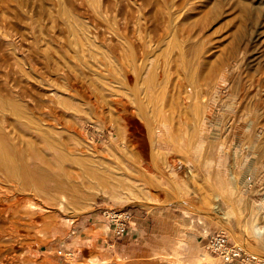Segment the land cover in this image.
<instances>
[{
    "label": "rangeland",
    "instance_id": "374dc122",
    "mask_svg": "<svg viewBox=\"0 0 264 264\" xmlns=\"http://www.w3.org/2000/svg\"><path fill=\"white\" fill-rule=\"evenodd\" d=\"M202 1L193 4L190 11L200 4V8L206 9L208 2ZM64 4L72 8L76 17L82 18L85 8L80 0H0V99L20 102L36 120L50 127L56 141L49 144L44 137L37 136V149L50 158L61 157L71 176L79 180L77 175L84 170L105 173L123 186L145 188L150 199L147 205H140L117 199L112 193L99 192L86 203L79 202L78 197L73 208L64 211L29 195L27 198L40 208L33 209V213L16 212L0 218V264L109 263L92 252L100 248L96 243L101 238L98 235L107 231L106 219L101 214L103 208L124 211L137 208L149 214L159 213L162 218H174L177 233L169 243L163 264H216L205 244L206 235L216 229L223 230L235 244L236 238L239 239V245L258 251L264 258V155L261 151L264 148V85L258 83L255 88L251 87L249 95L237 105L229 98V94L235 93L230 87H223L224 96L219 102H211L205 123H218V126L205 139L213 144L209 152L213 156L219 141L227 148L221 152L219 164H202L200 157L204 153L179 145L176 134L171 136L163 128L161 116L149 104L146 108L151 115L146 117L138 115L131 102L125 104L128 114L116 107L110 92L113 41L107 31L108 24L88 14L92 33L87 39L77 37L63 19ZM234 13L227 9L217 24H221L224 32L237 23V12ZM211 25V20H207L204 31L211 34ZM234 29L235 26L231 27L229 32ZM80 37L82 43L76 39ZM251 58L254 60L247 70L252 76H259L264 84V47ZM258 63L262 64L261 71L256 68ZM2 121L0 111L1 127L10 138L14 137L15 129L13 132ZM142 121L150 123L149 126L142 125ZM151 126H155L156 135ZM155 136L157 143H153ZM85 183L90 184L88 180ZM179 192L182 204L171 203V197L175 198ZM195 206L204 207L207 213L195 211ZM213 217L218 221H211ZM86 226L89 227L85 229ZM82 229L86 231L84 241L79 240ZM64 248L74 251L72 261H64L57 252ZM86 249L92 251L86 253Z\"/></svg>",
    "mask_w": 264,
    "mask_h": 264
},
{
    "label": "bare ground",
    "instance_id": "6f19581e",
    "mask_svg": "<svg viewBox=\"0 0 264 264\" xmlns=\"http://www.w3.org/2000/svg\"><path fill=\"white\" fill-rule=\"evenodd\" d=\"M197 1L203 2L202 0H80L85 8L82 18L76 17L68 4H64L62 15L68 27H71L70 32L85 39L92 33V25L87 21L88 14L92 16L91 18L108 24L107 31L113 41L111 47L113 79L110 92L116 107L119 106L125 114L128 110L125 104L131 102L136 113L145 116L149 113L146 108L149 104L151 109L152 107L156 109L161 116L162 122H159L163 128L170 135L176 134L179 145L185 146V149L190 151L203 152L200 161L202 164L211 165V163H220V154L226 152L225 148H227L219 141L214 147L213 156L209 152L213 144L205 139H208L218 126V123L216 125L205 123L211 102H219L224 96L223 87H230L235 93L229 94V98L237 105L241 102V98L249 95L251 87L258 83L264 85L259 76L255 75L256 79L247 70L248 64L253 59L251 57L261 52L264 47V0H206L207 8H200V4L193 14L194 11L190 10ZM227 9H230V12H237L238 21L224 32L221 24H217ZM207 20H211L212 23L211 34L204 31ZM233 26L235 29L229 32ZM82 37L76 39L81 40L82 43ZM261 66L262 64L258 63L257 70H260ZM157 101L159 103L156 105ZM262 110L264 112V109ZM0 111L4 119L2 122H6L7 126L10 125L12 131L15 129L14 137L10 138L5 133L4 127L0 125L2 178L0 179V218L4 219L7 215L16 212L22 215L36 211L37 204L27 198L29 195L38 196L48 206H56L64 211L73 208L72 205H75L78 197L79 202L86 203L99 192L112 193L117 199L127 202L148 204L150 196L141 186H123L119 181L114 182L116 178L112 180V176L108 174L99 172L93 174L84 169L81 175H77L78 180L67 173L61 157L55 159L41 153L36 146L37 136L44 137L49 144H54L56 140L49 131L50 127L36 120L20 102L0 99ZM221 117H224V114ZM142 122V125L146 124L145 121ZM148 124L150 123L147 122L146 127ZM149 128L155 134V126ZM62 129L65 130V127L63 126ZM153 143H157L156 136ZM261 151L264 155V148ZM86 180L90 183L88 186ZM180 193L175 198L171 197L170 202L182 204ZM194 210L207 213V209L201 206H195ZM210 220L215 222L218 218L213 217ZM238 240L236 238L238 246L262 256L246 245H239Z\"/></svg>",
    "mask_w": 264,
    "mask_h": 264
},
{
    "label": "crops",
    "instance_id": "0c3cea01",
    "mask_svg": "<svg viewBox=\"0 0 264 264\" xmlns=\"http://www.w3.org/2000/svg\"><path fill=\"white\" fill-rule=\"evenodd\" d=\"M125 212L128 216L125 232L122 235H115L112 226L106 221V233L98 235L101 238L96 239L100 248L94 251L86 249V253L92 251L99 258H105L114 264H163L169 243L177 233L174 230V218H162L159 213L149 214L137 208ZM83 229L79 230L80 241L86 232ZM62 252L64 253H61V257L64 261H72L74 251L71 248H64Z\"/></svg>",
    "mask_w": 264,
    "mask_h": 264
},
{
    "label": "built area",
    "instance_id": "2783aa9c",
    "mask_svg": "<svg viewBox=\"0 0 264 264\" xmlns=\"http://www.w3.org/2000/svg\"><path fill=\"white\" fill-rule=\"evenodd\" d=\"M101 214L110 223L115 235H122L125 232L128 216L124 210L103 208ZM206 247L216 259V264H264V258L236 245L220 229L212 230L206 235ZM57 252L64 253L61 249Z\"/></svg>",
    "mask_w": 264,
    "mask_h": 264
}]
</instances>
